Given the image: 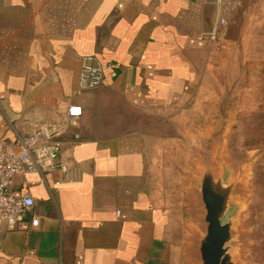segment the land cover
<instances>
[{
    "label": "crops",
    "instance_id": "crops-1",
    "mask_svg": "<svg viewBox=\"0 0 264 264\" xmlns=\"http://www.w3.org/2000/svg\"><path fill=\"white\" fill-rule=\"evenodd\" d=\"M218 11L206 0H0V152L32 122L83 108L62 135L68 173L28 188L15 178L40 225L0 229V264H171L180 228L151 174L170 151L161 126L200 103L213 66L201 38ZM88 55L105 76L79 93Z\"/></svg>",
    "mask_w": 264,
    "mask_h": 264
},
{
    "label": "rangeland",
    "instance_id": "rangeland-1",
    "mask_svg": "<svg viewBox=\"0 0 264 264\" xmlns=\"http://www.w3.org/2000/svg\"><path fill=\"white\" fill-rule=\"evenodd\" d=\"M211 72L200 103L183 120L160 128L170 151L151 174L152 187L181 230L170 242L175 254L168 259L192 263V182L210 144L238 181L230 209L236 218L235 263L264 264V0H236L225 47L213 51Z\"/></svg>",
    "mask_w": 264,
    "mask_h": 264
},
{
    "label": "built area",
    "instance_id": "built-area-1",
    "mask_svg": "<svg viewBox=\"0 0 264 264\" xmlns=\"http://www.w3.org/2000/svg\"><path fill=\"white\" fill-rule=\"evenodd\" d=\"M219 8L213 28L204 39L212 51L225 47L227 27L236 0H206ZM108 67H111L109 65ZM106 67L93 55L85 56L81 64L78 92L92 91L103 83ZM83 115V108L79 105L70 106L66 112V119L54 123L42 124L32 122L28 131L19 135L12 145L5 146L0 152V229H17L24 219H28L29 227L37 228L40 218L34 213L35 200L27 191L14 194L12 191L14 180L23 179V187L30 186V178L39 177V184H45L47 174L56 170L68 173V166L61 161L64 145L62 135L67 122L79 120ZM79 139V136H75ZM72 181L55 182V186Z\"/></svg>",
    "mask_w": 264,
    "mask_h": 264
},
{
    "label": "water",
    "instance_id": "water-1",
    "mask_svg": "<svg viewBox=\"0 0 264 264\" xmlns=\"http://www.w3.org/2000/svg\"><path fill=\"white\" fill-rule=\"evenodd\" d=\"M209 146H205L203 162L192 182L195 223L191 230L195 236L191 264H236L231 249L236 218L230 209L238 181Z\"/></svg>",
    "mask_w": 264,
    "mask_h": 264
}]
</instances>
